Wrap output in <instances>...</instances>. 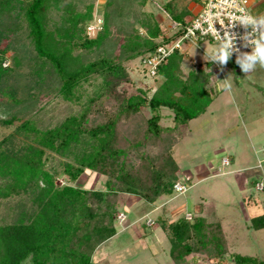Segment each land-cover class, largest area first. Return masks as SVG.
<instances>
[{
	"label": "trees",
	"instance_id": "trees-1",
	"mask_svg": "<svg viewBox=\"0 0 264 264\" xmlns=\"http://www.w3.org/2000/svg\"><path fill=\"white\" fill-rule=\"evenodd\" d=\"M65 1L0 0V107H6L0 124L13 128L0 140V205L17 198L20 206L12 221L0 217V264H100L94 256L118 233L125 195L151 205L174 193L184 177L174 157L181 127L205 113L219 93L207 68L185 75L175 52L158 68L155 77L164 80L151 96L120 89L131 82L126 63L153 53L181 30L167 37L156 14L140 12L148 0H130L129 14L123 0H106L101 29L90 36L94 4L83 11ZM173 2L163 9L186 24L190 11ZM54 9L68 26H58ZM19 43L23 49H16ZM48 78L54 87L46 86ZM43 91L77 110L54 123L44 120ZM163 108L171 111L172 125L164 124ZM86 171L104 177L103 188L78 185ZM61 176L65 181L58 184ZM261 220L264 215L253 225L264 227ZM159 222L176 264L227 261L231 243L214 210ZM231 260L264 264V257L241 254Z\"/></svg>",
	"mask_w": 264,
	"mask_h": 264
},
{
	"label": "rangeland",
	"instance_id": "rangeland-1",
	"mask_svg": "<svg viewBox=\"0 0 264 264\" xmlns=\"http://www.w3.org/2000/svg\"><path fill=\"white\" fill-rule=\"evenodd\" d=\"M67 1L79 5V9L83 11L88 4H94V19L88 25L87 32L88 35L95 36L98 29L96 25L102 22L101 15L106 0H66L65 2ZM129 1L123 0V4L127 3L124 5L125 14L130 13L129 9L128 11L126 9L131 5ZM167 1L169 0H148L146 6L140 8V12L144 10L143 12L156 14L161 26L167 30L166 34H170L173 29V19L163 9ZM173 1L178 9L183 10H188V7L194 3V0ZM252 1L261 5L255 7L252 4L251 13L253 15L264 13V0ZM60 13L61 11L57 9L53 10V17L59 22L58 26H68L65 15ZM115 29L116 27L113 28ZM139 30L145 33L143 28ZM21 43L16 49L19 47L23 49L24 46ZM216 45L217 42L206 39L198 45L183 43L181 49L175 52L182 56V69L185 75L190 70L203 66L209 70V74L213 75L210 79L211 87L219 90L221 80L228 77L232 82V88L231 91L219 90L205 113L191 119L181 127L180 142L175 147L174 157L184 175L182 178L188 181L190 187L183 194L165 195L161 201L170 200L168 211L179 207L180 215L188 211L194 214L198 207L206 211L214 210L218 220L225 226L231 243L227 261L222 264H237L231 260V254L264 257V227L258 228L257 224L253 225L255 217L264 215V167L257 164V152L264 150V68L258 66L256 71L246 76L233 58H230L226 65L218 68L215 62L208 59V55L215 50ZM26 47L29 52H32L29 45ZM12 54L13 50L8 53V56L11 58ZM126 66L131 75V82L123 83L120 89H125L130 93H137L143 89L151 96L155 88L164 80L161 76L155 78L149 76L142 66L141 57L126 63ZM46 84V86L54 87V78H48ZM42 102L48 104L47 114L42 112L39 116L53 123L78 108L76 105L66 103L60 96L56 97L54 92H44ZM144 111L148 115L146 108ZM5 112L6 107L1 106L0 118L6 117ZM162 112L166 116L164 124L172 125L171 111L163 108ZM24 115L29 114L25 111ZM12 129V127L6 128L0 124V140ZM260 155L264 157V151H261ZM224 158L230 160V164L226 167L222 166ZM64 181L62 176L57 180L58 184H63ZM103 182L104 177L86 171L77 184L85 188L100 189L103 188ZM256 183L263 185L256 186ZM261 186L263 189H260ZM249 196L257 200V207H250L247 200ZM132 200L122 201L121 210L124 209L125 212L129 211L134 214L140 205L134 204ZM18 205L17 198L4 200L0 205V217H6L8 221H12L20 211ZM125 206L129 208L126 209ZM162 214H165L164 217L170 222L174 221L175 217L167 215L166 211ZM152 217L156 218L157 213H154ZM117 221L120 233L99 248L94 256L97 263L176 264L170 254V240L164 231L157 229V225L153 226L154 230L157 229L156 237L153 235L141 237L139 236L140 231H136L137 226L127 228V219L124 223H120L117 217ZM151 221L154 222L152 219L147 220L149 226ZM258 223L264 224V220ZM250 224L252 228L248 229L247 225ZM160 231L162 232L159 233Z\"/></svg>",
	"mask_w": 264,
	"mask_h": 264
},
{
	"label": "built area",
	"instance_id": "built-area-1",
	"mask_svg": "<svg viewBox=\"0 0 264 264\" xmlns=\"http://www.w3.org/2000/svg\"><path fill=\"white\" fill-rule=\"evenodd\" d=\"M199 3V10L186 24L173 20L172 32L166 36L170 37L181 30V33L176 36L175 39L171 40L169 43L159 45L153 53L141 58L142 66L149 76L155 77L160 65H162L174 52L181 49L183 43L198 45L206 39L217 42L215 32L213 31L214 20L220 23H227L229 17H234L241 11L251 13V6L256 2L252 0H199ZM101 25L102 22L100 21L99 25H96V27L101 29ZM215 28L223 35L224 30L219 23L215 24ZM228 30L237 35L236 47L239 48L241 52L251 51L250 47L246 48L243 46V41L240 39L245 33L243 26L236 24L235 27L229 28ZM236 55L237 54L234 52L231 57L234 61L236 60ZM215 63L218 68L221 67L217 62ZM4 65L7 66L8 62H5ZM228 163V159L223 160V164ZM259 184L263 185L262 183H257L256 186ZM189 187L188 181L182 178L175 183L174 193L183 194L188 191ZM262 187L263 186H261L260 189H263ZM185 218L187 220H192L193 216L190 213H186ZM118 220L120 223H123L126 220V215L118 214ZM150 223V225H152L154 222L151 221Z\"/></svg>",
	"mask_w": 264,
	"mask_h": 264
},
{
	"label": "clouds",
	"instance_id": "clouds-1",
	"mask_svg": "<svg viewBox=\"0 0 264 264\" xmlns=\"http://www.w3.org/2000/svg\"><path fill=\"white\" fill-rule=\"evenodd\" d=\"M216 23H219L224 30L223 35L215 28ZM236 24L244 27L245 33L240 39H242L244 47L251 48L250 52H241L236 47L237 35L228 30L235 27ZM213 31L217 38V45L215 50L208 55L211 62H217L219 65L224 66L235 52L237 54L235 63L246 76L256 71L258 66L264 68V13L253 15L250 12L241 11L234 17H229L227 23L214 20ZM231 88L232 82L228 77L221 80L219 90L231 91ZM261 151L264 150H258L257 152V164L264 167V157H261Z\"/></svg>",
	"mask_w": 264,
	"mask_h": 264
},
{
	"label": "crops",
	"instance_id": "crops-1",
	"mask_svg": "<svg viewBox=\"0 0 264 264\" xmlns=\"http://www.w3.org/2000/svg\"><path fill=\"white\" fill-rule=\"evenodd\" d=\"M199 4H200L199 3V0H195L194 3H193V5L192 6L190 5L188 7L190 9V10L189 9L188 10L190 11L191 14L187 17V20H190L194 16V14L199 10V8H200V5ZM254 5H255V7H259L261 4L257 2ZM211 79H212V77H211ZM225 159H228V158H224L223 160H225ZM223 160H222V166L223 167H226V166H228L230 164V160L229 159H228V162H229L228 164H223ZM162 198H163V196L160 197L155 203H153L151 205H147L145 203V201L143 199H141L140 197H138V196H135V195H125L123 201H125V202L127 201L128 202V199H129V201L133 199L132 202L134 204L137 203V204L140 205L137 210L135 209L136 211L134 212V214L131 213V212H129V211H127L128 212L127 213V212L124 211V209H122V210L120 209V212H123L126 215V219H127V223H128L127 224V228L128 227H136L137 226L138 228H137L136 231H138V232L140 231L139 236L143 237V236H151V235H153V236L156 237V234H158V233H155V231L157 229H161L162 231H164L162 229L161 225H160V222H159V220H161V219H166L164 217L165 214H162V213H164L166 211V214L167 215H171V217H175L174 220H176L177 218H179L181 215L184 216L186 214V213H184V214H181L180 215L181 212L179 211V207H178V209L171 208V210L168 211L169 210V206H170L169 203L171 201L170 200L161 201ZM247 200H248V204L250 205V207L256 206L258 204L257 203V200H255V199L253 200L252 197H250V196L248 197ZM125 208L127 209L129 207L125 206ZM168 212H169V214H168ZM154 213H157V217L156 218H153L152 217V215ZM187 213H190L193 217H196V216H206L207 215V211L204 210L203 208H199V207H198L196 213L193 214L190 211H188ZM214 213H215L216 218H217V214H216L215 211H214ZM255 216H257V215H255ZM148 219L154 220V222H155L154 225L152 224V226L151 225L149 226L147 224V220ZM217 220H218V218H217ZM155 225L158 226L156 230H154V227H153ZM251 225L252 224L247 225L248 226V229L252 228ZM224 228H225V226H224ZM225 230H226V228H225ZM162 231H160L159 233H161ZM119 233L120 232L118 231L117 234H119ZM164 233H165V231H164ZM117 234L113 238L107 240V242L110 241V240H112V239H114L117 236ZM229 242H230V239H229ZM208 261H211L210 263L213 262L212 259H209L208 258V260H203V261L200 260L198 263H201V264H210V263H208Z\"/></svg>",
	"mask_w": 264,
	"mask_h": 264
}]
</instances>
